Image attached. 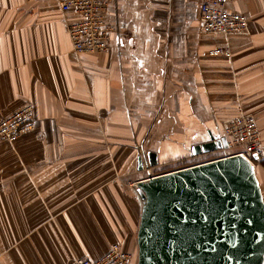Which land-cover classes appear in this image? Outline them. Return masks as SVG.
I'll list each match as a JSON object with an SVG mask.
<instances>
[{
    "label": "crops",
    "instance_id": "0c3cea01",
    "mask_svg": "<svg viewBox=\"0 0 264 264\" xmlns=\"http://www.w3.org/2000/svg\"><path fill=\"white\" fill-rule=\"evenodd\" d=\"M59 2L0 0V120L34 109L32 130L0 141V264H72L115 243L137 257L136 183L207 157L193 146L240 113L257 122L264 199V0L229 5L248 18L231 35L200 32L202 0H114L120 35L86 55Z\"/></svg>",
    "mask_w": 264,
    "mask_h": 264
},
{
    "label": "water",
    "instance_id": "95a60500",
    "mask_svg": "<svg viewBox=\"0 0 264 264\" xmlns=\"http://www.w3.org/2000/svg\"><path fill=\"white\" fill-rule=\"evenodd\" d=\"M223 147L225 137L210 136L192 153ZM147 160L156 163L150 154ZM136 186L135 264H264V199L254 166L242 156L149 176Z\"/></svg>",
    "mask_w": 264,
    "mask_h": 264
},
{
    "label": "built area",
    "instance_id": "2783aa9c",
    "mask_svg": "<svg viewBox=\"0 0 264 264\" xmlns=\"http://www.w3.org/2000/svg\"><path fill=\"white\" fill-rule=\"evenodd\" d=\"M114 0H60L62 12H73L77 19L65 21L72 51L77 55L97 54L111 47L112 37L120 35L118 27L107 19V10ZM239 0H202L199 5V30L202 34H241L247 30L246 15L232 11L229 5ZM203 55L230 56L222 48L207 50ZM34 128V109L30 104L23 105L0 120V141L15 142L20 135ZM221 137L226 139V148L206 153L218 156L203 162L228 155H239L252 166L262 159L263 148L255 116L240 113L231 118L224 126ZM220 137V138H221ZM142 159V166L149 171L148 160ZM202 163V162H200ZM198 164V163H194ZM191 164V165H194ZM187 167V166H186ZM72 264H135L136 256L123 250L118 244H111L99 258L87 256L74 258Z\"/></svg>",
    "mask_w": 264,
    "mask_h": 264
},
{
    "label": "rangeland",
    "instance_id": "374dc122",
    "mask_svg": "<svg viewBox=\"0 0 264 264\" xmlns=\"http://www.w3.org/2000/svg\"><path fill=\"white\" fill-rule=\"evenodd\" d=\"M207 156H208V155H207ZM209 156H210V157H202V158H200V159L195 160V162H194V161H191V162H189V163H192V162H194V163H200V162L205 161L206 159L214 158V157L218 156V154H217V153H214V154H211V155H209ZM189 166H190V165H189Z\"/></svg>",
    "mask_w": 264,
    "mask_h": 264
},
{
    "label": "bare ground",
    "instance_id": "6f19581e",
    "mask_svg": "<svg viewBox=\"0 0 264 264\" xmlns=\"http://www.w3.org/2000/svg\"><path fill=\"white\" fill-rule=\"evenodd\" d=\"M258 180V179H257ZM259 183V182H258Z\"/></svg>",
    "mask_w": 264,
    "mask_h": 264
}]
</instances>
